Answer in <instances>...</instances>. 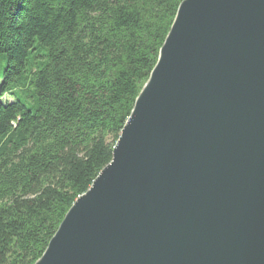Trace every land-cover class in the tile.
I'll return each instance as SVG.
<instances>
[{
    "label": "water",
    "instance_id": "95a60500",
    "mask_svg": "<svg viewBox=\"0 0 264 264\" xmlns=\"http://www.w3.org/2000/svg\"><path fill=\"white\" fill-rule=\"evenodd\" d=\"M35 264H264V0H183L113 158Z\"/></svg>",
    "mask_w": 264,
    "mask_h": 264
},
{
    "label": "trees",
    "instance_id": "16d2710c",
    "mask_svg": "<svg viewBox=\"0 0 264 264\" xmlns=\"http://www.w3.org/2000/svg\"><path fill=\"white\" fill-rule=\"evenodd\" d=\"M182 1L0 0V264H35L111 162Z\"/></svg>",
    "mask_w": 264,
    "mask_h": 264
},
{
    "label": "rangeland",
    "instance_id": "374dc122",
    "mask_svg": "<svg viewBox=\"0 0 264 264\" xmlns=\"http://www.w3.org/2000/svg\"><path fill=\"white\" fill-rule=\"evenodd\" d=\"M5 67V61H1L0 62V71L2 72V70ZM2 77L0 76V84L2 83ZM3 101H12L14 99V97L12 95H10L9 93H6L2 98Z\"/></svg>",
    "mask_w": 264,
    "mask_h": 264
}]
</instances>
